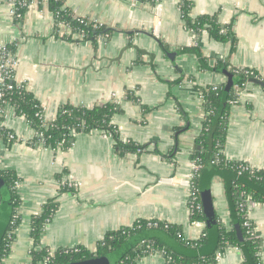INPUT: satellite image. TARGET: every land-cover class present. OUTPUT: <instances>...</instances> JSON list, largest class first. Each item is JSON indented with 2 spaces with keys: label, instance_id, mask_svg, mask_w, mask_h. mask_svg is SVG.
<instances>
[{
  "label": "crops",
  "instance_id": "crops-1",
  "mask_svg": "<svg viewBox=\"0 0 264 264\" xmlns=\"http://www.w3.org/2000/svg\"><path fill=\"white\" fill-rule=\"evenodd\" d=\"M186 1L192 18L217 15L222 24H231L232 54L230 43L211 38L206 28L197 33L185 26L180 0H64L76 17L108 31L94 40L58 26L45 2L36 0L18 18L0 2V43L15 54L14 80L47 120L66 105L114 102L121 110L111 123L120 136L147 146L121 155L111 137L77 132L69 146L50 149L34 140L35 131L23 118L9 112L3 122L15 140L3 142L0 168L13 171L20 182V223L0 264H32L30 221L52 198L57 209L38 245L51 253L80 247L95 251L107 232L138 220L179 226L186 240L209 234L204 221L191 218L188 206L195 172L190 155L204 118L202 90L225 87L231 74L216 70L218 61L264 75V0ZM237 93L224 157L264 171V88L249 83ZM67 181L77 186L63 189ZM208 188L216 220L229 228L224 181L213 176ZM246 214L264 264V201L251 202ZM220 253L212 264H242L238 247ZM137 264L167 262L162 252L153 251Z\"/></svg>",
  "mask_w": 264,
  "mask_h": 264
},
{
  "label": "trees",
  "instance_id": "trees-1",
  "mask_svg": "<svg viewBox=\"0 0 264 264\" xmlns=\"http://www.w3.org/2000/svg\"><path fill=\"white\" fill-rule=\"evenodd\" d=\"M45 2L53 12L56 23H63L72 35L82 39L94 40L98 35H106L108 31L98 26L93 27L91 21L85 17H76L73 11L64 7V0H38ZM154 2L155 0H144ZM180 8L185 26L195 32L206 28L208 35L217 40L230 43V53L235 49L236 38L231 24H222L217 15H200L192 18L191 4L180 0ZM22 13L24 12L21 11ZM215 69L228 70L234 76V83L226 89L223 85L216 89L207 87L202 90L204 118L201 122V131L196 138V146L191 152V160L198 166L191 185L197 191L196 204L201 206L200 192L209 187L213 176H219L225 183V195L231 211V223L227 228L217 221L216 233L203 234L197 240H186L181 235L179 226L167 222L156 221L157 226H148V221L138 220L130 226L121 227L107 232L98 243L95 251L86 248L57 249L52 252L48 264H68L81 262L91 258L105 256L122 247L130 238L145 231H156L166 235L168 242L158 237L143 240L129 249L114 264H137L140 258L153 252L164 254L167 264H212L216 261L217 251L227 246H236L242 252V264H263L260 256V240L255 236L254 227L250 220L246 222V202L264 201V171L252 168L239 161H229L224 157L223 147L227 130L230 106L236 102L238 93L234 86L245 87L253 80L264 82V75L253 69L228 68L227 61H218ZM254 84V83H253ZM18 112L25 116L27 121L35 128L40 129V121L36 115L38 102L27 91L13 96ZM121 109L114 102L102 106L85 108L81 106L66 105L61 108L57 117L50 121L44 131L43 142L47 147L64 148L70 145L73 134L77 132L103 131L114 140V148L123 155L130 152H139L146 149V145L130 140H124L115 125L111 123L112 116ZM0 178L9 192V201L12 208L9 222L0 238V260L8 254L10 244L14 238V231L20 223L17 213L20 198L14 182L17 176L10 170L0 168ZM63 189H66L63 188ZM1 201V195H0ZM57 209L54 198L43 204L40 213L33 215L30 221V237L33 248L30 251L32 264L40 263L49 255L46 249H39L38 245L45 226L49 223ZM193 220L204 221L202 211H193ZM239 227L242 241L237 237L235 226Z\"/></svg>",
  "mask_w": 264,
  "mask_h": 264
},
{
  "label": "built area",
  "instance_id": "built-area-1",
  "mask_svg": "<svg viewBox=\"0 0 264 264\" xmlns=\"http://www.w3.org/2000/svg\"><path fill=\"white\" fill-rule=\"evenodd\" d=\"M36 0H0V2H6L7 7H8V14L10 17L12 18H18L22 15L23 10H25L26 8H28L33 2H35ZM74 14V12H73ZM75 16V15H74ZM89 21H91L90 19H88ZM93 24L94 28H97L98 25L91 21ZM58 26H65L63 23H56ZM16 67V57L14 52L11 50L10 46L8 44L5 43H0V149L3 145L4 141L9 142L10 140H15V136L12 132H10L9 130L6 129L3 119L4 117L9 113L12 112L15 116L21 117L23 118L35 131V138L34 140L36 142H38L39 144L43 145L46 148H50L47 147L44 142H43V137H44V131H46L50 125V121L46 119L45 115H44V111L42 109V107L38 104L37 107V117L40 121V129H35L25 118L24 114L21 115L18 112V108H17V104L13 101V96L14 95H19L23 92L26 91L25 87L20 84L15 82L14 80V70ZM246 86V85H245ZM218 86H213V89H216ZM235 90L238 91L240 88L237 84H235L234 86ZM103 134H105L103 131H99ZM106 135V134H105ZM109 137H111L110 135H107ZM61 144L59 143L57 145L60 146ZM50 149H54V148H50ZM4 169V168H1ZM198 166L195 165V172L197 171ZM5 170V169H4ZM195 172L193 173V176L195 174ZM192 176V178H193ZM19 180H16L14 182V185L17 189L18 185H19ZM64 187L70 188V187H75L77 186V184L71 183V182H64L63 183ZM192 187V185H191ZM198 198V194L197 191L194 190L193 188L191 189V194L189 197V209L191 211V214H193V211H202V208L199 204H196V200ZM251 204V201H247L246 202V209H245V216H246V222L245 224L248 223V218H247V209L249 208ZM200 223V222H198ZM148 226H157L156 225V221H148ZM52 256V253L49 252V255H47L44 260H42L40 263L38 264H48V261L50 259V257ZM221 257V253L219 251H217L216 253V260H218Z\"/></svg>",
  "mask_w": 264,
  "mask_h": 264
},
{
  "label": "water",
  "instance_id": "water-1",
  "mask_svg": "<svg viewBox=\"0 0 264 264\" xmlns=\"http://www.w3.org/2000/svg\"><path fill=\"white\" fill-rule=\"evenodd\" d=\"M233 83H234L233 76L229 75L228 80L225 84V88L228 89ZM252 83L264 88V82L261 80H253ZM0 195H1L0 238H2L4 231H5V225L9 222L10 215L12 213V208L10 206L8 189L1 178H0ZM200 199H201V208H202V214L204 217L205 226L209 233L213 232L215 234L217 232L216 231L217 220L215 218L213 203H212V198H211V193L209 191V188L201 190ZM234 228H235L237 237L239 238L240 241H242L243 238L241 236L239 227L236 225ZM152 237H158L162 241L166 243L168 242V237L166 235H163L162 233H159L156 231H145L137 236L130 238L122 247H120L116 251L111 252L108 255L91 258V259L81 261V262L68 263V264H114L133 246L142 242L145 239L152 238Z\"/></svg>",
  "mask_w": 264,
  "mask_h": 264
}]
</instances>
